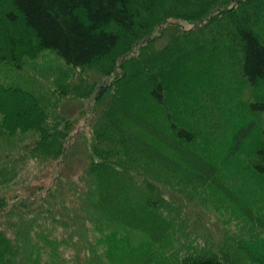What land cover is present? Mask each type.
<instances>
[{"label": "trees", "instance_id": "1", "mask_svg": "<svg viewBox=\"0 0 264 264\" xmlns=\"http://www.w3.org/2000/svg\"><path fill=\"white\" fill-rule=\"evenodd\" d=\"M0 264H264V0H0Z\"/></svg>", "mask_w": 264, "mask_h": 264}, {"label": "rangeland", "instance_id": "2", "mask_svg": "<svg viewBox=\"0 0 264 264\" xmlns=\"http://www.w3.org/2000/svg\"><path fill=\"white\" fill-rule=\"evenodd\" d=\"M179 24L186 29L192 27V25L187 22H180ZM155 35H159V31ZM167 40L168 37L166 36L165 39L158 42L156 48L161 49L166 44ZM65 107L68 114L71 113V115L75 119V130L72 134L73 137H76L79 133L88 135L90 127L89 124L93 116L91 103L89 101L66 102ZM80 109L82 110L81 112H79ZM74 165L76 166V168H74L71 173L78 170V168L81 166V163L79 162V160H75ZM58 172L59 169L56 165H31L19 179L18 183H16L13 187V196H20L26 201L28 198V194L32 191L31 189H33V191H35L36 193H39L38 197L44 196L47 191L54 185ZM75 174L76 173H74L73 175Z\"/></svg>", "mask_w": 264, "mask_h": 264}]
</instances>
